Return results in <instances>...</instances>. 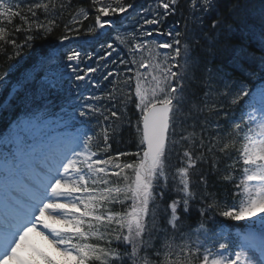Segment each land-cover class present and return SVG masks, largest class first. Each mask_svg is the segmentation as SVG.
<instances>
[{
	"label": "snow or ice",
	"instance_id": "snow-or-ice-1",
	"mask_svg": "<svg viewBox=\"0 0 264 264\" xmlns=\"http://www.w3.org/2000/svg\"><path fill=\"white\" fill-rule=\"evenodd\" d=\"M58 28V44L14 82L18 62L0 74V91L10 89L0 112L37 103L29 86L38 72L42 100L56 89L48 73L56 65L62 79L61 60L75 87L109 86L79 95L70 119L96 123L55 149L38 155L19 121L0 137L6 177L41 161L28 196L0 218V264H264V0H151L139 10L129 0H0L8 61ZM81 34L99 45L95 58L67 46ZM125 125L135 128L136 150L113 153ZM210 177L213 188L232 186L233 203L210 190ZM193 210L200 220L185 232ZM216 216L242 230L209 228Z\"/></svg>",
	"mask_w": 264,
	"mask_h": 264
},
{
	"label": "trees",
	"instance_id": "trees-1",
	"mask_svg": "<svg viewBox=\"0 0 264 264\" xmlns=\"http://www.w3.org/2000/svg\"><path fill=\"white\" fill-rule=\"evenodd\" d=\"M129 2H134L136 8L139 10L141 6L147 7L148 4L151 2V0H129ZM74 3H78L80 5H83L85 7L88 6V0H74ZM117 21L120 20L119 17H115ZM172 18H170L171 21ZM19 21H17L18 23ZM91 22V21H90ZM87 23L85 27H87ZM62 29L58 28L56 31L53 32L51 36H48L46 39H37L33 42V46L31 48H25L23 50V53L20 57H17L13 61H8L5 55H0V74H3L5 70L8 67L9 63L17 64L18 66L16 70H14L12 73L8 75V79L11 82H14L20 75L22 71L25 69L31 68L33 64L36 63L38 55H46L50 48L58 44L57 37L61 34ZM19 40L23 39V34H18L17 37ZM91 38L87 37L83 34H81L77 39L72 40L70 42H67L68 47H75V48H82L84 51L91 52L96 57V53L99 49V45L95 44L92 45L90 43ZM255 51V49H252ZM10 51V49H9ZM113 56H116V53L113 54ZM123 58H127L125 55H123ZM87 64L91 66H95V64L92 61H86ZM64 61L61 60L60 66L58 71L66 73V75L61 77L59 75H56L57 72V66H52V75H49V78H52L55 76L58 83V87L56 89L49 90L48 92H44V99H41V93L43 92V86L40 80V77L45 75L44 72H38L37 73V79L36 82L31 84L29 86V94H34L37 100L36 104H29L25 106L23 103H21L19 100L12 101L14 104V107L0 112V137H4L7 135L8 131L14 126L13 122L19 121V122H25L27 125L29 121L33 120L35 116H39L40 118L36 121L37 123H42L44 120L49 118L56 119L59 117L60 114L63 113L61 111V108L63 109H73L75 99H78L79 95L82 93L84 95L91 94L92 92H95L97 95L101 94V91L104 90L106 87H108V82L105 81L101 84L100 89H92L90 86L85 87V84L87 82H81L79 88L75 87L76 81L74 79H70L72 74L70 72H67V70L63 67ZM86 65L82 63L80 65L81 68H84ZM110 67H114L110 65ZM63 69V71L61 70ZM49 74V73H48ZM198 79H202V74L197 73ZM259 82L258 78H253L249 83L251 86H254ZM192 88L195 89L197 97L201 96L203 94L204 89L200 87L198 84L193 83ZM10 89H4L3 91H0V104H4L6 100L8 99V92ZM226 104V101H222ZM67 111V110H66ZM225 111H228L227 107L225 108ZM129 112L132 115L133 122L138 118V113H135L134 104L129 106ZM230 116L236 117L239 115L238 111L233 113L229 112ZM88 126L90 127V130L93 129V125H95L96 121L93 119L91 123H88L86 121ZM221 124L225 125V128L227 127V122L225 120L220 121ZM119 143L116 141L112 142V152L116 153L119 151H135L136 145H137V134L135 131V128H130L127 125L123 128L121 131L119 137ZM0 152H3V149H0ZM219 155V153H217ZM125 159H134V157H128ZM171 163H176L175 159L171 161ZM207 168V166H205ZM221 172L225 170V161L224 158L221 157V164H220ZM220 173H217V176H219ZM215 180V177H210V190L218 192L222 198H226L228 203L231 204L234 202L233 197L231 196L232 186L231 185H224L220 181L215 182V187H211V182ZM225 192H227V195L225 196ZM200 220L199 214L193 210L192 214L184 221V228L183 230L185 232H191L192 229L196 228L198 225V222ZM215 224L212 221L208 222L209 228H214L220 223H228L232 226L235 225L234 222L231 221H224L221 217L216 216L215 217ZM240 226V225H238ZM241 227V226H240ZM234 229V228H233ZM233 232V231H232ZM194 235V234H193ZM159 242H157L158 244Z\"/></svg>",
	"mask_w": 264,
	"mask_h": 264
},
{
	"label": "rangeland",
	"instance_id": "rangeland-1",
	"mask_svg": "<svg viewBox=\"0 0 264 264\" xmlns=\"http://www.w3.org/2000/svg\"><path fill=\"white\" fill-rule=\"evenodd\" d=\"M79 123L80 118H76L75 120L70 118L66 120L65 118L63 122L50 127L36 125L28 127L25 133L33 139L31 144L35 146L36 152L39 155L48 152L49 149L57 148L62 141H67L81 135L84 132V128ZM40 162V158L37 157L29 165V170H20L10 177H6L0 171L2 173L0 175V218L14 211L15 206L28 196L29 193L25 187L31 186L39 175L37 167Z\"/></svg>",
	"mask_w": 264,
	"mask_h": 264
}]
</instances>
